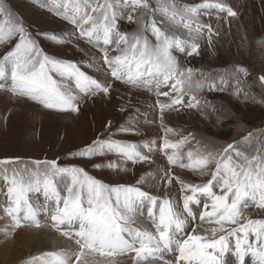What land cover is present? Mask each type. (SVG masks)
<instances>
[{
    "label": "snow or ice",
    "instance_id": "1",
    "mask_svg": "<svg viewBox=\"0 0 264 264\" xmlns=\"http://www.w3.org/2000/svg\"><path fill=\"white\" fill-rule=\"evenodd\" d=\"M40 6H47L68 21L80 38L97 47L115 80L136 88L155 89L157 96L168 97V104L157 100L161 121L165 109L175 105L196 108L200 104L193 87L217 86L214 81L193 84V69H182L174 54H198L197 41L205 28L211 39V26L200 22L202 12L209 14L207 10L216 9L228 16L236 15L222 0H204L194 6L181 5L179 0H156L155 7L149 0H48L47 5ZM129 7L131 12L143 10L137 20L140 27L132 34L118 29V20ZM127 19L131 21L132 15L127 14ZM181 29L187 30V38H182ZM37 35L57 44L66 42L55 34ZM0 47H8L0 55V89L44 109L77 112L82 97L107 94L111 88V84L87 74L77 63L45 53L8 0H0ZM240 73L247 75V70L237 67L228 74L237 78V95ZM201 76L207 79V74ZM259 79L264 83V76ZM219 84L226 86L228 79L219 77ZM163 87L169 91H162ZM118 131L133 129L121 126ZM164 131L167 136L173 129ZM192 139L191 134L175 142L165 138L162 145L163 150H173L171 154L165 152L169 165L207 178L194 184L180 179L171 169L165 172V185L170 187L174 181L180 185V201L170 194L152 195L140 186L104 183L82 167L61 166L57 159H0V180L4 181L8 200L3 212L11 221V231L8 227L0 231L7 239L17 229H39L43 226L39 218L43 211L51 227L74 239L78 246L76 251L60 249L29 257L22 264H88V257L96 253L111 258L128 256L131 264H152L162 260L164 253L174 256L166 264H227L226 255L234 253L236 264H246L249 256L253 264H264V218L245 213L255 209L256 215H264V135L257 138L258 146L251 153L244 150L251 147V133L240 142L242 147L227 144L212 151L197 141L195 148L181 151ZM143 147L152 151L148 143ZM139 149L137 144L115 140L110 135L70 155L92 158L107 152L133 163L149 161L150 156ZM105 166L118 168L116 163ZM143 183L141 178L138 184ZM35 194L44 198L43 206L35 202ZM145 210L151 230L136 226L137 217L145 216ZM197 218L200 223L194 226ZM64 225L75 230H66ZM112 264L121 262L113 259Z\"/></svg>",
    "mask_w": 264,
    "mask_h": 264
},
{
    "label": "rangeland",
    "instance_id": "2",
    "mask_svg": "<svg viewBox=\"0 0 264 264\" xmlns=\"http://www.w3.org/2000/svg\"><path fill=\"white\" fill-rule=\"evenodd\" d=\"M149 2L155 7L156 0ZM203 2L204 0H179L181 5L188 6ZM222 2L231 7L236 15L228 16L227 13H220L214 9H209L211 10L207 11L209 14L202 12L200 22L211 26V39L208 38L205 28L197 41L200 45L198 54L188 56L185 53H174L182 69H193V84L197 81L205 84L214 81L217 86L214 88L205 86L201 89L193 87L192 92L200 99V104L196 108L175 105L171 110L165 109L161 121L157 100L168 104L169 98L157 96L155 89L150 91L132 87L111 77L107 66L103 63L102 52L80 38L74 26L68 21L49 11L47 6H40L47 5L48 0H8L14 14L22 17L25 26L38 40L45 53L77 63L87 74L111 84V88L107 94L101 92L82 97L77 112L44 109L33 101L13 96L7 90L0 89V159L14 157L24 160L57 159L61 166L82 167L89 175L104 183L140 186L142 190L152 195L170 194L180 201V185L175 181L170 187L165 185L162 179L165 172L171 169L180 179L194 184L202 183L207 178L188 169L169 165L165 152L171 154L173 150L162 149L165 138L175 142L191 134L194 139L181 151L186 152L190 147L195 148L197 141H200L201 146L206 145L209 150L215 151L227 144L242 147L240 142L251 133L253 137L251 147L244 149L251 153L252 149L258 146L257 138L264 135V83L259 79L264 76V0H222ZM24 10L30 15L24 13ZM124 11L125 16L118 20V29L127 34L135 33L140 27L137 20L143 10L131 12L129 7ZM127 14L132 15L131 21L127 19ZM148 19L151 20L152 17ZM38 33L55 34L66 42L57 44L43 35H37ZM180 34L182 38H187V30L181 29ZM8 47H0V55L7 51ZM115 54L110 52V55ZM90 63L94 64V67L89 68L87 65ZM237 67L247 70V75L239 74L238 95L236 94L237 78L228 75ZM201 73L207 74V79L202 77ZM219 77H226L228 84L220 85ZM161 90L169 91V88L163 87ZM184 99L187 100L188 96L185 95ZM121 126L131 127L133 131L120 132L118 130ZM165 128H171L173 132L166 136ZM110 135L112 139L139 145V150L151 159L133 163L118 157L115 153L106 152L103 156L97 155L92 158L70 155L91 145L98 138L103 140ZM145 143L151 146L152 151L143 147ZM108 163H116L118 168H108L105 166ZM97 164L101 167H94ZM141 178L144 179L142 185L138 184ZM5 192L4 181L0 180V220L6 219L8 225L5 226L7 225L6 227L11 231L10 218L3 212V208L8 203ZM161 192H164L163 195ZM33 199L41 206L45 203L44 198L39 194H35ZM245 213L252 218H264V215H256L255 209L245 210ZM39 218L43 224L42 228L51 229L54 236L68 238L74 249L72 251L77 250L78 246L74 239L61 235L52 227L49 228L50 220L45 212L42 211ZM199 223L197 218L194 226ZM5 226L0 229H5ZM66 226L62 227L68 229L69 227ZM207 226L203 225V227ZM19 231L20 229H17L15 235ZM31 233L26 232L28 238H31ZM12 237L10 236V239ZM4 240H6L4 233L0 234V243ZM34 244L36 245V242ZM57 250L60 249H50V251ZM20 251L22 257L20 256L15 264H22L29 257L44 252L35 253L30 247H23ZM120 258H123L119 260L121 264H131L128 256ZM173 259V254L164 253L162 260H154L152 264H166ZM225 259L227 264H236L234 253L227 254ZM246 264H253L250 256L246 257Z\"/></svg>",
    "mask_w": 264,
    "mask_h": 264
},
{
    "label": "bare ground",
    "instance_id": "3",
    "mask_svg": "<svg viewBox=\"0 0 264 264\" xmlns=\"http://www.w3.org/2000/svg\"><path fill=\"white\" fill-rule=\"evenodd\" d=\"M207 11H211V10H207ZM214 11H218V10L214 9ZM24 13L30 15L27 10H24ZM220 13H226V12H220ZM7 222L8 221L6 219L0 220V228H4ZM137 224L139 227H144L151 230L152 226L146 218V210H145V216L137 217ZM49 228H51L50 222H49ZM26 229H28L27 231L32 232L31 238L27 237ZM66 230H72V229L68 228ZM0 234L3 233L0 231ZM12 238L10 239V237H8L6 240L0 243V263L6 264L8 262L9 264H15V262L18 261L21 256L20 250L23 249V247H30L31 250L35 251V253H39L42 251L46 252L48 250L50 251V249L52 248H59V249L68 248L71 251L74 250L72 245L68 241V238L65 239L63 237L61 238V236L59 237L54 236L52 235L51 229H48L46 227L44 228L41 227L39 229L32 227H28V228L25 227L20 229V231ZM30 241H32V243L25 244L26 242H30ZM35 242L36 245L34 244ZM113 259L122 260L123 258L101 257L99 256V254L98 256L93 254L88 257V264H112Z\"/></svg>",
    "mask_w": 264,
    "mask_h": 264
}]
</instances>
